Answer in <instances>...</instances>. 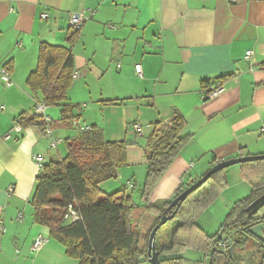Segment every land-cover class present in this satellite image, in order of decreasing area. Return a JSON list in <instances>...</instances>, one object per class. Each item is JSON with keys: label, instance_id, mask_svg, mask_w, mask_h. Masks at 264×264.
<instances>
[{"label": "crops", "instance_id": "0c3cea01", "mask_svg": "<svg viewBox=\"0 0 264 264\" xmlns=\"http://www.w3.org/2000/svg\"><path fill=\"white\" fill-rule=\"evenodd\" d=\"M87 9L94 13L87 14L72 48L77 76L67 102L91 112L89 79L93 72L102 80L109 74L104 86L101 81L99 109L108 112L114 106L119 118L106 117L108 129L113 128L109 131L95 120L90 125L106 141L131 144L125 165L117 170L118 189L130 193L140 177L141 197L148 140L177 113L183 116L180 135L187 141L142 200L145 206L171 201L177 189L215 162L240 153L264 154V0H0V67H8L13 81L5 86L0 79V264H78L47 227L33 221L30 200L40 170L34 156L42 157V164L62 159L65 140L80 133L68 137L60 131L72 126L61 122L60 106H45L56 124L52 136H60L56 147L37 127H15L20 113L34 114L36 103H42V95L26 85L37 67L41 43L65 46L72 27L69 14ZM44 13L46 18L41 17ZM247 50L252 51L249 59ZM91 58L100 59L99 72L95 64L90 68ZM136 64L142 77L135 73ZM223 74L232 76L221 92L204 98ZM103 90L112 95L103 97ZM132 123L141 126L140 133ZM37 235L47 241L33 252Z\"/></svg>", "mask_w": 264, "mask_h": 264}, {"label": "trees", "instance_id": "16d2710c", "mask_svg": "<svg viewBox=\"0 0 264 264\" xmlns=\"http://www.w3.org/2000/svg\"><path fill=\"white\" fill-rule=\"evenodd\" d=\"M80 29L69 28L65 46L41 43L37 67L26 80L32 93L39 92L42 95L45 106L61 107V122L65 124L74 118L73 109L77 107L67 102V91L73 81L72 48L80 36ZM231 76H219L213 84L214 88L221 86ZM206 85L207 81L203 87ZM16 123L21 128L37 127L43 132L47 125L51 129L56 127L55 121L47 122L36 113L22 112L16 118ZM90 126L91 130L79 132L72 140H65L67 154L64 158L51 160L40 168L30 200L33 221L47 227L49 236L61 243L65 247V254L77 260L78 264L147 262L149 233L170 201L144 207L155 215L156 220L138 238L135 235V205L131 194L125 188L113 192L103 190L105 182L117 178V170L125 165L126 149L131 144L125 141H106L100 129ZM183 126V116L177 113L171 119V124L161 129L160 134L149 138L147 172L141 193L144 202L187 141V136L180 135ZM240 166L242 177L251 185L250 194L234 203L217 233L207 234L194 220L193 212L227 184L226 168L212 174L181 203L172 219L176 225L171 232V240L166 244H156L160 252V264H183V257L166 254L178 252L179 248L186 246L204 252L200 264H215L223 237L245 226L246 206L264 193V160L245 162ZM190 184L177 189L175 196ZM69 208L78 215L76 220L67 217ZM261 264H264V255Z\"/></svg>", "mask_w": 264, "mask_h": 264}, {"label": "rangeland", "instance_id": "374dc122", "mask_svg": "<svg viewBox=\"0 0 264 264\" xmlns=\"http://www.w3.org/2000/svg\"><path fill=\"white\" fill-rule=\"evenodd\" d=\"M91 59L93 60V64L90 63L89 65L90 68H93L94 67L93 65L95 64L97 68L96 69L94 68V70H96V72H99V67H101L100 59L99 58H91ZM93 73L89 79V89L91 91V95L89 97H91V108L93 110L89 113H86L87 109L85 111H82L83 108L80 106L82 104H78L79 106L74 108L73 112L77 115V118L81 124L90 125V123H93L91 121L95 120L97 121L95 123H97L99 127L105 129L104 126H106L107 131H109L113 128L108 129L109 120H107L106 117H109V119L115 121L116 119L119 118V113L115 111L114 106L112 107L113 108L112 110H109L108 112H104V110L99 109V105L102 106V103L98 102L100 99V95H99L100 88H102L101 81L104 82L103 84L104 86L105 81L107 80L109 74H107V76L102 80L99 76L96 75L97 73L95 75H93ZM101 94L103 97H110V95H112L111 91H105V90H103ZM55 128H53L52 130H54ZM60 131L68 133L69 135L68 137L75 136L74 134L76 132L79 133L77 128L73 125L69 129H65V130L60 129ZM52 137L53 139H57L60 136L55 134V132H53ZM229 168L230 169L226 176L227 184L223 188L217 190L205 205L196 208L194 210L195 212H193L194 220L207 234L210 235L217 233L220 225L225 220L226 215L231 210L234 203L237 200L248 196L251 191V185L241 175L240 164L229 166ZM139 178L135 179L136 182L135 189L130 190V194L133 203L135 205V208L133 209V218L135 219V224H136L135 235L138 238L140 235H143V233H145L156 220L155 215L149 213L144 209L145 205L142 202V199L139 195L140 187H142V183L140 182L142 180H140ZM119 182L120 181L118 178L110 179L105 182V185H103V190L107 192L116 191V189L122 187L119 185ZM175 225H176V221L172 219L167 221L165 224H163L156 233V239H155L156 244L162 245L168 243L171 240V232L175 227ZM179 249L180 250H178V252H171L169 254H166V256H174V255L181 256L184 258L183 264H200V261L204 258V252L199 248L186 246L184 248H179ZM141 264H150V263L147 261V262H142Z\"/></svg>", "mask_w": 264, "mask_h": 264}, {"label": "water", "instance_id": "95a60500", "mask_svg": "<svg viewBox=\"0 0 264 264\" xmlns=\"http://www.w3.org/2000/svg\"><path fill=\"white\" fill-rule=\"evenodd\" d=\"M256 160H264V154H255V155H244L237 156L233 158H228L225 160H220L212 165L201 177L196 181L187 186L182 192L176 195L168 204V206L163 210L160 220L153 226L149 233L147 241V255L148 262L150 264H160L159 250L156 247V233L158 229L165 224L167 221L174 218L175 213L179 209L181 203L186 199V197L195 189L200 187L212 174L215 172L228 168L229 166L235 164H241L245 162H252ZM174 207V210H172ZM246 216L244 219V224H247L250 219L261 220L264 218V193L254 199L249 203L245 208ZM248 232L255 237L256 239H264V222L256 223L248 228ZM222 255L217 257L216 264H220V260H223L224 263H227L226 258H221Z\"/></svg>", "mask_w": 264, "mask_h": 264}, {"label": "built area", "instance_id": "2783aa9c", "mask_svg": "<svg viewBox=\"0 0 264 264\" xmlns=\"http://www.w3.org/2000/svg\"><path fill=\"white\" fill-rule=\"evenodd\" d=\"M94 11L91 9H87L84 12H76V13H71L69 14L68 20H69V25H71L74 28H81L83 22L85 21V19H87V14H93ZM42 18H46L47 17V13H44L41 15ZM252 55V51L251 50H247L245 57L246 59H249ZM117 66H119V64H117ZM135 69V73L137 74L138 77H142V70H141V65L140 64H136L134 66ZM77 73L75 71H73L72 73V77H76ZM0 79L1 82L5 85V86H11L13 84V81L11 79L10 76V71L8 69L7 66H2L0 67ZM222 86V85H221ZM216 87V88H212L210 90H208L207 92L204 93V98H212L214 96H216L219 92H221L222 87ZM3 110V106H0V112ZM34 112L40 116H43L44 119L49 122L50 118L48 115H46L45 113V105L43 103H36L35 107H34ZM71 125L75 126L78 130V132H82V131H89L91 130V126L88 124H81L78 120V118H73L71 121ZM132 129L136 132V133H140L141 132V126L137 123H132L131 125ZM16 130L20 129V126L17 125L15 127ZM264 129V127H263ZM44 133L46 136H48L51 141H50V146L51 147H56L57 142L59 141V139H53L52 137V129L47 125L44 129ZM34 159L37 163V166L39 167V169L42 167V157L40 156H34ZM67 217L69 219L72 220H76L78 218V215L71 209L69 208V212L67 214ZM3 230V226L0 225V232H2ZM47 241V239L42 236V235H37L33 238V241L31 243V250L33 252H37L43 245L44 243ZM229 239L226 237L223 240H221V242L219 243L220 249H226V247L229 244Z\"/></svg>", "mask_w": 264, "mask_h": 264}, {"label": "flooded vegetation", "instance_id": "af4514ba", "mask_svg": "<svg viewBox=\"0 0 264 264\" xmlns=\"http://www.w3.org/2000/svg\"><path fill=\"white\" fill-rule=\"evenodd\" d=\"M259 222H264V218L261 220L250 219L245 226H241L235 230L234 234L231 233L229 234L230 236H224V238L228 236L227 238L230 243L226 249L218 248L220 252L218 256L222 255L226 258V264H261L264 255V239H256L248 232L250 226ZM220 264L225 263L223 260H220Z\"/></svg>", "mask_w": 264, "mask_h": 264}]
</instances>
